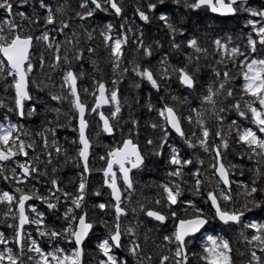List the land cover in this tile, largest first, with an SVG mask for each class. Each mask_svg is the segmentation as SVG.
<instances>
[{
	"label": "snow or ice",
	"instance_id": "snow-or-ice-1",
	"mask_svg": "<svg viewBox=\"0 0 264 264\" xmlns=\"http://www.w3.org/2000/svg\"><path fill=\"white\" fill-rule=\"evenodd\" d=\"M184 7L193 14L200 10L225 18L247 13L241 17L250 31L243 49L232 35L208 29L203 30L207 45L202 46L201 29L173 16L165 0H142L134 15L145 24L158 19L168 37L167 50L160 41L146 43L145 33L130 23L126 27L122 21L118 28L113 22L91 24L99 13H111L114 20L125 17L120 0H0V86L6 93L0 108L7 109L0 116V178L9 185L0 189V215L11 230L10 239L0 233V264H84L85 244L97 223L105 232L95 238L94 264H192L190 245L197 242L199 251L191 255L198 264H264V215H251L254 210L264 214V3L253 7L250 0H184ZM129 48L133 55L125 64ZM156 49L163 52L157 66L150 59L138 62L153 57ZM173 56L183 59L170 63ZM84 63L91 65V72ZM237 66L242 78L236 81L238 87L232 83ZM129 71L139 77L135 88L146 83L158 97L142 104L141 98L136 100L155 113L143 124L131 105L124 116L118 85ZM173 84L186 95H173ZM33 89L47 93L43 107L55 119L42 124L33 134L37 139L26 143L21 136L29 133L8 113L20 119L37 113L41 101ZM178 105L186 106V113ZM226 112L239 122L231 120L225 127ZM89 116L96 120L97 135L102 132L115 141L99 156L104 164L95 170L102 173L103 183L91 190ZM209 120L215 121L214 127ZM70 125L77 133L72 157L58 143L56 131ZM173 137L187 153L169 143ZM230 141L240 146L238 155L246 161L228 159L222 150ZM28 148L36 154L30 155ZM148 150L164 159L166 180L155 185L153 196L133 200L138 195L133 170L146 166ZM61 156L65 162L76 161L71 191L56 176L55 159ZM205 164L210 175L202 171ZM237 169L240 176L246 169V181L231 178ZM41 178L44 187L37 191ZM185 185L203 206L183 195ZM101 196L107 198L99 200ZM91 197L97 200L90 213ZM30 201H39L47 212ZM47 213L59 223L46 220ZM25 225L35 226L36 236L48 247L27 233ZM226 230L236 232V239L221 234ZM234 244L239 245L235 257Z\"/></svg>",
	"mask_w": 264,
	"mask_h": 264
},
{
	"label": "trees",
	"instance_id": "trees-1",
	"mask_svg": "<svg viewBox=\"0 0 264 264\" xmlns=\"http://www.w3.org/2000/svg\"><path fill=\"white\" fill-rule=\"evenodd\" d=\"M62 3H71L72 0H61ZM142 0H120V3L123 5L125 10V17L116 18L114 20L113 14L111 13H99L96 16V19L91 21L92 25H96L99 22L103 21L104 23L113 22L119 27V24L124 21L126 24V27L131 24L133 27L140 28L145 35L148 37L146 40V43H151L153 40L160 41L163 45V48L165 50L168 49V37L165 35V30L163 28V25L156 19L155 17L152 18L151 22L148 24H145L144 22L139 21L138 16L134 15V7L136 4L141 3ZM53 3H55V0H53ZM165 3L170 8L173 16H183L185 21L188 22V25L193 28H200L201 32V38H202V46L207 45V39L205 38L204 29H208L209 32H216L219 34H229L233 36L234 42L239 44L241 49L244 47V42L247 36L250 34V31L248 29L244 28V20L241 19L242 16H247V13H238L237 15L230 17V18H223L216 15L211 14L210 12L200 11L197 10L195 14H193L190 10L186 9L184 7V0H179V3H174L173 0H165ZM261 3H264V0H251L250 4L251 6L255 7ZM68 15H72L71 12L68 13ZM199 21L200 23H197ZM75 23H79V21H74ZM71 31V30H69ZM251 35H255L254 33H251ZM214 38V37H213ZM62 39V37H61ZM96 43H99V40L96 41ZM126 55H125V64H127L128 59L132 58V51L131 49H125ZM85 55H87L85 53ZM103 55V48L101 47L98 51V56L102 57ZM163 55V52H161L160 49H156V51L153 54V57L151 58H144L143 60H139L140 63H146L147 60H151L152 65L155 67L157 66V61L160 59V57ZM177 59H183L182 56H173L172 61L170 63H174ZM202 67L205 71H207V62L202 60ZM82 67L86 70V72H91V65L88 63H84ZM101 67L105 68V74L106 76H111L110 70H108L101 61ZM238 67L237 69H232V75L235 77V80H233V86H237L236 81L241 80L242 78L238 74ZM99 75V74H97ZM139 82V77H135L131 71L125 74L124 78L120 81V84L118 85V88L121 92V102L123 103V109H124V116L125 118L128 117L129 114V105H131L132 114L136 116L138 119H140L141 124L145 120L155 118V113L149 114L146 109L140 107L137 105L136 100L138 98L140 99V103H143V99L151 98L153 102H155L158 97H155L153 94L155 93V90H150V85H147L146 83L142 84L141 88H135L134 83ZM84 83L87 85L90 83L88 80V77L85 76ZM170 91L173 95H186V93L183 92V90L177 85L173 84ZM34 94L40 95V103L37 104L38 112L34 113L32 116L25 115L23 119H20L16 117L12 113H8V115L11 117L13 122H18L23 125L24 130L29 133V135L24 136L22 135L21 138L25 140V142H29L33 139H37L34 137V133L39 130V127L42 124H46L47 120H53L55 119V116L53 113H46L45 109L43 107V101H46L49 99L47 96V93H40L38 89H33ZM163 94V89L161 90ZM6 96V93L4 92L2 86H0V98H4ZM125 97H128V103H124ZM55 104V102H52ZM31 106V105H30ZM178 108L185 112L187 111L186 106L184 105H178ZM68 106L65 104L63 107V111H67ZM7 111L6 108H0V116H2ZM226 118L225 120V127H227V124L231 122V120H237L239 122V118L234 113H224L223 114ZM90 123V129L88 130V135L92 139L91 143V151L89 156V164L92 167L93 171L89 174L88 182L91 188H95L98 184L103 183L102 181V173L97 172L95 169L100 168L104 162L99 160V156L104 155L107 151L106 145L114 144L115 141H113L112 137H107L104 133H100L97 135V124L96 120H94L91 116L88 117ZM98 119V117L96 118ZM61 123H66L65 119L61 118ZM209 127H214L215 121L209 120ZM58 132L57 140L58 143L64 147L68 153V156L72 157L75 156V147L72 145L71 141L75 138H77V133L74 131V126H66L63 128L56 129ZM125 132H127V128L124 129ZM143 135V133L141 134ZM234 136L235 133H232ZM117 138H119V132L116 133ZM169 143L175 144L176 147L180 148L182 152L187 153V149L184 147L182 141L179 140V138L173 137L172 140L169 141ZM142 148L144 147L141 143L140 145ZM240 146L235 144L234 142L230 141V147L226 150L228 152V159L232 160L234 163L239 162L241 159L246 161V157H241L238 155V151H240ZM27 151L30 153V155H35L36 153L33 152L31 148H28ZM36 152H39V148L36 149ZM203 156V154H201ZM205 159H208L207 157H204ZM21 159H24L21 157ZM146 160V166L141 169L139 172L136 170H133V173H135L134 181L136 185V193L138 195H134L132 197L133 200H136L139 198V195H143L144 197H151L155 194L156 187L155 185L163 182L166 180L165 173L167 172V167L165 166V161L162 157H153L151 155L150 150H148V154L145 157ZM55 164L57 166V173L56 176L58 179H60L66 187H68V190L71 191V184L69 181H71L74 177L78 169L76 168V161L75 160H69L65 162V158L61 156L58 159H55ZM8 168L13 167V165H5ZM41 167H43L41 165ZM202 171H207V173L210 175L211 170L207 169V164L202 166ZM239 169L235 170V172L232 174V179L239 180V181H246L247 180V171L245 169V175L240 176ZM49 174H51L49 170ZM35 183V181H33ZM9 185L0 178V189H7ZM44 187V178H41V182L39 185H37L36 190L40 191ZM233 190L236 189V185H232ZM184 196H187L191 199H193L194 202L199 203L201 206H203L204 201L200 197H194L191 195L190 192L187 191V185H185V191L183 193ZM107 197L101 196L98 199L104 200ZM96 197H91L89 200V212L91 213L93 209L91 208L92 202L96 201ZM29 203L34 204L37 208H39L41 211L47 212L45 206L41 204L39 201H30ZM3 206L0 205V213L3 212ZM96 211H99L98 209ZM252 216H260L264 215L260 213L258 210H254L251 213ZM4 217L0 215V233H5L9 236V239L11 238V230L8 228L7 224L4 223ZM45 219L48 220L50 223L55 221L56 223H59L57 218L51 213H47L45 216ZM98 219V218H97ZM107 219V217H105ZM12 221L9 219L8 223H11ZM25 231L27 233H31L33 237H35L38 241V243L42 244L44 248L48 247V244L45 240L39 238L36 236L35 232V226H25ZM105 232V229L99 226V223H97V228L93 234V238L88 240L85 244V253H84V264H94V257L96 256L94 241L95 238L98 236L103 235ZM223 235H227L231 239H236V232L233 231H227L225 233H221ZM234 257L236 256L235 249L239 247L238 244H234ZM191 252H198L199 251V242L196 243L195 246L190 245ZM190 252V259L192 260V264H198V258L191 255ZM237 260H239V257H236Z\"/></svg>",
	"mask_w": 264,
	"mask_h": 264
},
{
	"label": "water",
	"instance_id": "water-1",
	"mask_svg": "<svg viewBox=\"0 0 264 264\" xmlns=\"http://www.w3.org/2000/svg\"><path fill=\"white\" fill-rule=\"evenodd\" d=\"M251 1V0H250ZM211 14H213V13H211ZM213 15H216V16H218L217 14H213ZM220 17V16H219ZM223 18H225V17H223ZM105 107H107V106H105ZM107 137H111V136H109V135H107V134H105ZM26 226V225H25Z\"/></svg>",
	"mask_w": 264,
	"mask_h": 264
},
{
	"label": "flooded vegetation",
	"instance_id": "flooded-vegetation-1",
	"mask_svg": "<svg viewBox=\"0 0 264 264\" xmlns=\"http://www.w3.org/2000/svg\"><path fill=\"white\" fill-rule=\"evenodd\" d=\"M121 183H122V181H121Z\"/></svg>",
	"mask_w": 264,
	"mask_h": 264
},
{
	"label": "bare ground",
	"instance_id": "bare-ground-1",
	"mask_svg": "<svg viewBox=\"0 0 264 264\" xmlns=\"http://www.w3.org/2000/svg\"><path fill=\"white\" fill-rule=\"evenodd\" d=\"M64 182V181H63Z\"/></svg>",
	"mask_w": 264,
	"mask_h": 264
}]
</instances>
